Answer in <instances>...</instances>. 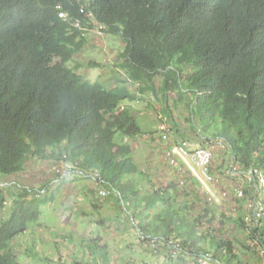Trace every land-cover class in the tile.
Here are the masks:
<instances>
[{
	"label": "trees",
	"instance_id": "1",
	"mask_svg": "<svg viewBox=\"0 0 264 264\" xmlns=\"http://www.w3.org/2000/svg\"><path fill=\"white\" fill-rule=\"evenodd\" d=\"M92 29L120 38L114 67L134 91L117 80L112 86L85 80L80 65L69 64ZM148 93L163 103L164 131L173 141L221 137L220 175L239 165L264 177V0H0V183L31 159H66L75 175L96 183L90 188L98 194L90 200L95 224L106 228L107 220L125 218L131 244L164 264H194L199 255L222 264H262L264 187L246 182L245 196L226 212L202 197L193 177L179 185L174 172L162 171L157 182L137 164L133 141L157 130L144 129L123 100ZM173 105L185 109L187 127L174 119ZM155 144L161 151L169 141ZM49 184L0 185V264H21L19 252L51 262L29 242L22 250L14 245L53 199L36 196ZM99 189L107 193L99 196ZM104 198L113 201L114 217L101 214ZM250 198L261 216L247 222ZM97 234L82 242L108 255Z\"/></svg>",
	"mask_w": 264,
	"mask_h": 264
},
{
	"label": "rangeland",
	"instance_id": "2",
	"mask_svg": "<svg viewBox=\"0 0 264 264\" xmlns=\"http://www.w3.org/2000/svg\"><path fill=\"white\" fill-rule=\"evenodd\" d=\"M98 31L92 29L86 33L88 41L86 46L74 55V59L69 64L78 63L80 65L78 72L85 80H98L103 83H110L111 86L117 84V80L134 91L136 88L125 80L124 71L114 67L116 55L122 48L120 38L115 35L101 34ZM90 61L99 63L100 66H89ZM174 97L177 98V96ZM123 103L131 105L133 113L141 120L140 125L144 129L157 130L155 135L146 133L133 141V154L137 164L141 169L147 171L155 181L160 178H156V176L160 175L162 171H167L168 175H172L173 169L163 163L160 157V147L155 144L160 134V127L166 125L165 121L162 122L164 119L163 103L152 93H148V97L145 96V99L137 98L135 101L126 99L123 100ZM172 107L174 119L183 128L187 127L188 121L185 118V109L174 105ZM165 120L167 121V119ZM152 137H155V140ZM221 153L218 152L214 157L213 167L215 169H218L222 164L221 158L223 156ZM58 162L57 159L50 158L43 160L31 159L23 172L5 178L7 181H16L22 185L35 188L50 183L49 190L47 192L46 188L45 193H50L53 197L50 202L42 207V214L38 220L39 225H31V228L25 234V240L22 241L18 238L14 242L16 250H22L24 245L27 247L29 242L32 251H35L41 257H49L51 262L47 259L38 260L32 254L29 257L28 254L19 252L17 257L21 264H58L60 257L61 261L65 262L70 261L72 258L79 261L87 260L91 263H95L96 260L98 262L104 261L106 264H164L161 257L151 256L145 250L138 248L136 244H131L134 237L130 232L131 226L125 218H121L119 221L107 220L111 224H108L106 228L96 225L94 219L97 214L92 207V203H90L91 201H83L78 196L83 192L90 197L89 200L96 199L98 201L95 197L97 193L90 190L95 186L93 180L75 175L53 182L56 178L55 172ZM228 183L229 181L223 178V185L227 186ZM102 200L101 214L114 217L116 214L113 209V201L109 202L107 200L105 202V198ZM8 204L6 207H8ZM221 208L226 212L234 210V201H226L221 204ZM82 211L87 216H84L81 213ZM6 213L5 210L3 215ZM97 233L102 237L100 245H106L108 255H103L101 250L95 248L89 250L82 242V240L86 242L92 236L96 237Z\"/></svg>",
	"mask_w": 264,
	"mask_h": 264
},
{
	"label": "built area",
	"instance_id": "3",
	"mask_svg": "<svg viewBox=\"0 0 264 264\" xmlns=\"http://www.w3.org/2000/svg\"><path fill=\"white\" fill-rule=\"evenodd\" d=\"M59 8V7H58ZM59 17L66 18L67 15L63 10L58 12ZM78 25V23H75ZM167 125H162L160 130H167ZM157 138V142L168 140L169 145L161 150L160 157L166 165L173 169L179 185H184L187 177H193L198 184V191L208 203L223 204L226 201H235L245 196V183L248 182L252 187H264L263 174L256 168L241 170L239 165L227 167L223 175L213 172V160L218 152L226 149L223 138H207L203 144L191 143L186 139L173 141L164 131ZM244 171V172H241ZM76 166L62 159L57 165L55 180L72 177L77 174ZM223 178L229 181L228 185H223ZM246 179L244 182L243 180ZM96 185L95 182H93ZM43 192V190L41 191ZM106 190L99 189V195L104 196ZM246 206L250 213L245 217V221L250 222L261 216V208L253 199H247ZM264 254V248L260 251ZM194 264H222L212 260L208 256L199 255L195 257ZM264 264V262L262 263Z\"/></svg>",
	"mask_w": 264,
	"mask_h": 264
},
{
	"label": "clouds",
	"instance_id": "4",
	"mask_svg": "<svg viewBox=\"0 0 264 264\" xmlns=\"http://www.w3.org/2000/svg\"><path fill=\"white\" fill-rule=\"evenodd\" d=\"M59 16V15H58ZM76 23H78V22H76ZM76 25V24H75ZM76 26H79V23H78V25H76ZM71 162V161H70ZM59 163V162H58ZM53 180V179H52ZM55 180V179H54ZM54 180H53V182H54ZM16 181H7V180H5V181H3L2 183H0V185L1 186H6V185H11V184H13V183H15ZM19 183V182H18ZM20 184V183H19ZM25 186H27V185H25ZM27 187H29V186H27ZM95 187V186H94ZM46 188H47V186L46 187H43V192H41L40 191V193H38V194H36V196H38V195H42V194H45V192H46ZM99 193V192H98ZM96 196V195H95ZM97 196H98V194H97ZM99 196H101V195H99ZM72 259V258H71Z\"/></svg>",
	"mask_w": 264,
	"mask_h": 264
},
{
	"label": "crops",
	"instance_id": "5",
	"mask_svg": "<svg viewBox=\"0 0 264 264\" xmlns=\"http://www.w3.org/2000/svg\"><path fill=\"white\" fill-rule=\"evenodd\" d=\"M213 172L215 174H219L221 172V170H219V169L215 170V168L213 167ZM91 195L93 196L94 194H91ZM78 196H80L83 201H89L90 202V200H89L90 197H88V195H86L85 193L82 192V194L81 195H78Z\"/></svg>",
	"mask_w": 264,
	"mask_h": 264
}]
</instances>
